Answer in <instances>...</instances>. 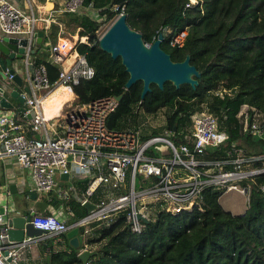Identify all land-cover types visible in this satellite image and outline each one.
<instances>
[{
  "label": "built area",
  "instance_id": "obj_1",
  "mask_svg": "<svg viewBox=\"0 0 264 264\" xmlns=\"http://www.w3.org/2000/svg\"><path fill=\"white\" fill-rule=\"evenodd\" d=\"M195 3L197 0H188L186 6ZM82 6L84 0H62L60 10L76 12ZM36 21L31 5L24 11L8 0H0V32L27 38L23 59L29 88V93L20 89L23 111L0 105V158L13 159L26 169L36 193H55L62 201L74 199L80 204L93 203L94 207L72 223L54 214L32 210L30 223L43 232L4 241L5 213L13 207L2 202L0 192V204L4 206L0 212V264H21L25 252L48 238L52 241L46 247L47 254L69 251L66 232L74 226L84 236L93 223L110 222L117 214H124L127 225L138 232L145 220H153L158 211L202 210L206 189L220 190L222 194L236 191L245 197L246 207L253 187L264 190V179H256L264 175V149L259 153L247 152L230 139L225 116L220 119L206 109L189 115L190 129L184 132L168 129L175 141L162 134L145 132L143 125L148 123L149 113L138 106L134 112L146 116L139 125L109 128L107 118L118 104L112 94L77 103V107L63 114H46L45 97L58 85L72 91V85L80 79L94 75V68L75 49L76 42L84 37L73 41L61 38L49 48L58 66L57 77L51 82L45 65L30 58L38 32ZM186 36L187 29H180L170 34L168 43L182 47ZM11 67L6 65L2 70L0 96L9 95L14 85L15 70L11 72ZM229 91L220 86L214 93L223 97ZM236 115L244 130L264 133L261 114L253 106L241 104ZM59 174H67L70 182L67 186L57 185ZM76 179H85L84 187L76 186L73 182Z\"/></svg>",
  "mask_w": 264,
  "mask_h": 264
},
{
  "label": "trees",
  "instance_id": "obj_2",
  "mask_svg": "<svg viewBox=\"0 0 264 264\" xmlns=\"http://www.w3.org/2000/svg\"><path fill=\"white\" fill-rule=\"evenodd\" d=\"M84 0V7L98 10L105 20L126 14L127 24L141 33L144 42L162 31L161 48L173 61L189 55L190 62L200 72L195 86L184 83L178 88L166 81L162 88L150 84V90L140 97V80L125 87L128 72L119 57L112 58L98 46L100 21L84 11H63L57 20L43 30V41L33 53L35 63H43L53 82L58 66L45 45L56 41L60 25L78 32L75 49L83 53L94 68V75L72 85L78 103H87L104 95L121 94L107 126L124 128L134 122V108L155 113L168 107L165 126L173 131L190 129L189 115L206 109L224 118L230 139L249 153L264 149V139L244 130L236 115L241 104L256 108L264 124V0ZM90 5V6H89ZM60 23V24H59ZM73 28V30H72ZM187 29L182 47L170 46L168 37ZM220 86L230 89L221 97L214 91ZM136 114V113H135ZM262 181L264 175H258ZM83 184H85L83 182ZM84 186V185H83ZM222 191L206 189L202 210H182L177 213L158 211L153 220L140 231L126 224L124 214L110 222L93 223L85 244L97 253L87 264H264V190L253 187L248 206L243 213H232L222 207ZM55 206L62 203L64 212H72L68 222L87 214V209L74 199L62 201L49 193ZM78 250L51 252V264H82Z\"/></svg>",
  "mask_w": 264,
  "mask_h": 264
},
{
  "label": "water",
  "instance_id": "obj_3",
  "mask_svg": "<svg viewBox=\"0 0 264 264\" xmlns=\"http://www.w3.org/2000/svg\"><path fill=\"white\" fill-rule=\"evenodd\" d=\"M42 35L41 31L37 32L33 46L41 42ZM163 40V32L159 31L157 37L150 44H147L143 41L141 33L127 24L126 14L120 12L98 37V46L109 53L112 58H120L121 63L128 72V78L125 82L126 88L138 80L142 82L141 98L150 90L151 83L156 84L159 88H162L166 81H170L177 88L184 83L195 86L198 83L197 77H199L200 72L190 62L189 55H186L183 60L173 61L169 53L161 48ZM26 43V37L18 39L16 36L4 35L0 38V53L5 56L0 57L1 77H4L2 70L6 65H11L15 58L20 59L23 57ZM31 52H34L33 48ZM10 71L13 72L14 68L11 67ZM12 80L14 85L9 91V95L23 104L24 97L20 94L19 89L23 84L22 76L15 72ZM23 90L29 93L27 85L23 86ZM0 92H3L1 88ZM116 97L119 101L121 94ZM0 105L2 107H13L5 96H0ZM24 109L23 106L20 107V110L23 111ZM60 177L67 179V174H60ZM9 189L10 192H14L15 184H10ZM25 193L29 198L36 196V192L33 190H28ZM5 204H10L8 199H5ZM84 206L88 211L94 207L89 202L84 203ZM3 211L4 206L0 204V212ZM5 217L4 228L6 227L7 238H4V241L7 239L19 240L24 235H40L43 232L41 229L34 228L30 223L31 212L24 216L10 210L5 213ZM66 236L69 238V244L78 250L77 255L82 264H87L88 258L97 253V249L82 248L77 227L69 229Z\"/></svg>",
  "mask_w": 264,
  "mask_h": 264
},
{
  "label": "crops",
  "instance_id": "obj_4",
  "mask_svg": "<svg viewBox=\"0 0 264 264\" xmlns=\"http://www.w3.org/2000/svg\"><path fill=\"white\" fill-rule=\"evenodd\" d=\"M8 1L16 5L17 7L23 9L24 11H28V6L31 5V9L34 15L37 17V21L35 25L36 29L38 31H41L42 33H43V30L48 29L50 23L57 20V17L55 16H59L61 14L60 9H61L62 0H8ZM65 28L63 29V26L61 27L60 25L56 41L61 38H68L64 36L63 34L65 32ZM43 35H42L41 42L43 41ZM2 36H4V34L0 32V38ZM71 36L74 37L73 40L78 39V35L76 33L71 34ZM39 43H36L32 47L34 49V52L37 50ZM52 44L53 43L49 42V45L47 48L49 49ZM34 52H31L30 54V58L32 60H33ZM0 55H2V53H0ZM64 64H67V62H64ZM10 66L14 68L15 72L19 73L22 76L23 84L19 87V89L22 90L23 86L26 85L25 64H24L23 57L20 59L15 58L12 61ZM57 90H59V92L56 95H58V97L63 96V98H65V101L72 99L70 96L74 95L73 91H71L69 88L63 85L59 86L55 90V92ZM63 91H66V92H63ZM6 97H7V100L13 105L14 109H17L23 106V104L20 103L19 100H17L19 101V103H16L15 100H12V98L14 97H11L10 95H7ZM49 98L50 96L45 97L44 100L47 101ZM57 106H58L57 101L52 100V98L48 103L45 104V106L43 104L45 112L47 111L48 113L47 112L46 113L49 115L63 114L62 112H60V109L58 112ZM28 115L29 114L26 115L27 116L26 118H28ZM35 135L37 136L39 134L35 133ZM58 179L61 181L67 180L66 178H61L60 174L58 175ZM73 182L76 184V186L81 187V188L84 187L83 185H85L83 184L84 181L82 179L81 180L76 179V180H73ZM10 184H15L14 192H10V189H9ZM28 190H32L28 171L24 168H21L13 159L0 158V192H2V196H1L2 202H5V199H8L11 207H13L14 212L17 211L20 215L25 216L28 212H31L32 210H35V211L46 210L47 212H44V213L54 214L58 218L65 219L68 221V218H69L68 216L71 213L69 211L67 214L64 212L62 203L59 206H55L50 201H45V198L50 200L49 195L47 193H36V196L34 198H29L25 193ZM14 196H17V198L21 200V202L23 201L25 202H23V204L20 205V207H17L16 204L14 203ZM39 199H41V201L37 202L36 200H39ZM29 200H32V201H29ZM245 209L246 208H243L242 212H244ZM226 210L231 211V209H226ZM83 239L84 238L79 236V240H80V243H82L81 246H83V248L96 249V247L94 246L86 245ZM48 245H49V242L47 240H43L39 242L38 244L32 247L30 252H25V255L20 260V263L21 264H51V263H48L50 254L46 253V247Z\"/></svg>",
  "mask_w": 264,
  "mask_h": 264
},
{
  "label": "rangeland",
  "instance_id": "obj_5",
  "mask_svg": "<svg viewBox=\"0 0 264 264\" xmlns=\"http://www.w3.org/2000/svg\"><path fill=\"white\" fill-rule=\"evenodd\" d=\"M80 11L86 12L87 15H89L92 18H95L101 22L100 27L98 29L99 36L106 30V28L112 22V19L111 20L110 19L105 20L102 16H100L98 14V10L94 9L92 7L87 8V7L82 6ZM55 17H57V16H55ZM62 26H63V29L66 27L64 25H61V27ZM72 30H73V28H72ZM77 33L78 32H76V34ZM63 34H64V36L68 37L70 40L73 41L74 37L71 36V29L70 28L66 27L65 32ZM48 41L51 42L50 39H48ZM48 41L45 42L46 46L49 45ZM1 83H2V80L0 78V84ZM70 97L72 99L68 100L69 101L68 103H64L62 105L60 112L65 113V112H68L70 110V108L77 107L76 104L78 102H77V98H76L75 94L73 96L71 95ZM12 100H15L16 103H19V101H17L18 99H16V98H12ZM62 101H65V98H62ZM69 103H71L72 106L68 105ZM167 112H168V107H164V108L159 109L155 113L149 114L147 117L148 123L146 125H143V128H144L145 132L151 131L154 134H162V135H165V136L171 138L173 141H175L176 140L175 136H173L171 134V131H169L168 128L165 126ZM145 117L146 116H144V113H136V114H134L135 121L134 122L128 121L125 127H130L133 125H139L145 119ZM253 136L254 137L256 136L257 138L264 139V133L262 135H260L259 133L253 132ZM56 180H57V185L67 186L70 183L68 180H64V181L59 180L57 175H56ZM29 201H32V200H29ZM36 201L40 202L41 199L36 200ZM219 201H220V203L224 209H231V211L234 213H239V214L243 213L242 212L243 208H246L245 197L236 191H228V192L223 193L220 196ZM23 202H25V201H23ZM23 202H21V200H19L17 198V196H14V203L16 204L17 207H20V205H22ZM38 212L44 213L47 211L41 210ZM86 237L87 236H84L83 241H85ZM94 246H96V245H94ZM31 249H30V251H31ZM44 262H45V260H44Z\"/></svg>",
  "mask_w": 264,
  "mask_h": 264
},
{
  "label": "bare ground",
  "instance_id": "obj_6",
  "mask_svg": "<svg viewBox=\"0 0 264 264\" xmlns=\"http://www.w3.org/2000/svg\"><path fill=\"white\" fill-rule=\"evenodd\" d=\"M59 86H61V85H58L56 88H55V90L59 87ZM60 89H62V88H60ZM59 89V90H60ZM55 90H53V92H51L47 97H49L50 96V98L47 100V101H43V104H44V106H45V104L46 103H48L50 100H51V98H52V100H56L57 101V104H58V106H57V110H58V112H59V109L62 107V104H63V102H62V98H63V96L62 97H58V95H56L58 92H59V90H57L56 92H55ZM63 92H66V91H63ZM52 94V95H51ZM68 95V94H67ZM65 97V96H64ZM68 98V97H67ZM66 98V99H67ZM47 112V111H46ZM57 112V113H58ZM48 113V112H47ZM46 113V114H47Z\"/></svg>",
  "mask_w": 264,
  "mask_h": 264
},
{
  "label": "clouds",
  "instance_id": "obj_7",
  "mask_svg": "<svg viewBox=\"0 0 264 264\" xmlns=\"http://www.w3.org/2000/svg\"><path fill=\"white\" fill-rule=\"evenodd\" d=\"M4 35H6V34H4ZM83 180V179H82ZM47 194H49V193H47ZM88 203V202H87ZM90 203V202H89ZM93 204V203H92ZM84 205V204H83ZM94 205V204H93ZM93 209V208H92ZM88 211V210H87ZM90 211V210H89ZM88 211V212H89ZM71 214L70 215H72V212L71 211H69ZM87 212V213H88ZM85 216V215H84ZM83 217V216H82ZM81 218V217H80ZM60 219V218H59ZM79 219V218H78ZM77 220V219H76ZM67 221V220H66ZM75 221V220H74ZM74 221H72V222H74ZM68 222V221H67ZM72 222H68V223H72ZM145 222H148V221H145ZM101 223H103V222H100V224ZM127 224V223H126ZM75 227V226H74ZM71 229V228H70ZM82 231V230H81ZM90 231H91V228H90V230H89V233H90ZM67 233V232H66ZM88 233V234H89ZM88 234H86V235H84V236H87ZM78 236H80V237H82V238H84V236H81L80 234H79V230H78ZM50 244H51V238H48V239H46ZM68 241H69V239H68ZM85 242V241H84ZM71 248H73V249H75L74 247H72L71 246ZM82 248H83V246H82ZM89 249V248H88ZM77 250V249H76Z\"/></svg>",
  "mask_w": 264,
  "mask_h": 264
}]
</instances>
